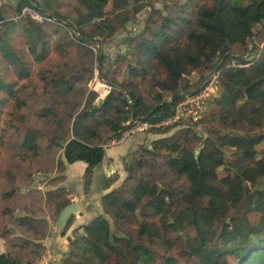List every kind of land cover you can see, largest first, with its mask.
Masks as SVG:
<instances>
[{
  "label": "rangeland",
  "instance_id": "obj_1",
  "mask_svg": "<svg viewBox=\"0 0 264 264\" xmlns=\"http://www.w3.org/2000/svg\"><path fill=\"white\" fill-rule=\"evenodd\" d=\"M11 2V5L1 4V8H4L2 14L8 23L3 27L0 24V78L10 85L9 91L0 90V235L10 228L18 236L20 232L31 234L25 225L20 226V223L13 222L12 216H19L20 210L31 211L33 215L50 214L53 217L52 222L56 221L59 214L56 205L50 203L42 208V202H54L52 196L46 193L49 190L41 193L37 187L52 186L54 181L60 178L59 171L63 170V166L58 162L63 158L62 146L69 137L79 135L89 143H100L103 148L122 145L133 139L136 142L130 146L123 160L125 175L128 173L126 167H131L133 176L124 183V189L129 190L138 179H147L150 184H156L158 192L164 193L166 205L161 211L155 212L149 203L154 198L150 197L136 206L134 214L126 221H118L104 211L96 213L89 221L97 215H102L108 219L110 231L115 236L143 242L151 248L152 259L149 262L137 260V264H194L186 253V239L188 236H194V228L174 230L168 226L173 222L175 215L187 205L182 200L183 191L188 185L187 179L163 166L168 154L167 148L160 147L157 153L149 152L147 148H153L154 139L165 136L170 137L171 142H178L184 148L199 152L207 144L217 145L220 135L224 133L253 134L261 138L255 146V159H264V115L261 114L260 118L259 114L258 122H249L241 120L233 113L223 117L221 113L212 112L214 100L220 96L222 90L221 66L239 64L238 56H242L245 64L249 65L264 54L263 22L253 26V34L244 44L231 45L229 52L235 57H216L212 66L205 71H193L181 79L180 85L184 86L188 81L187 89L192 93L205 84L207 75L209 78L214 76L216 80L215 91L205 100L204 110L199 118L175 121L167 126L171 127L169 131L161 132L163 134L160 133L156 137L153 135L157 134L154 131L140 134L137 132L131 134L126 141L113 144L111 140L114 137L109 134L110 122L119 121L123 115L121 111L108 109L103 114L86 117L82 115L84 112L90 113L89 111L98 106L101 99L111 91V87L97 78L98 64L104 78L118 83L131 80V83L135 84L136 92L146 103L154 104L157 89L152 88L148 80L149 75L132 76L129 72L130 66H138L130 51L135 48V42L139 41V34L148 36L150 29L155 28L161 21L160 15L173 17L184 7L192 16L198 5L209 3L210 0H147L134 15L131 13V3L127 1L125 5L128 6V19L119 25V18L115 15L117 12L109 1L104 11L110 18L109 22L115 24V28L111 35L103 39L93 36L101 40L99 54L96 42L83 40L81 37L80 29L89 34H95V31L84 8L79 14L74 9L78 6L77 0H53V10L44 5V0H31V5H23L19 12L15 10L18 0ZM54 11L70 17L69 20L80 18L81 22H84L76 27L75 22L70 23L66 18L58 19L52 14ZM28 19L41 24L46 36L37 34V29L29 27ZM35 54L42 55V58L38 61ZM9 57L17 58L14 65L9 62ZM112 92L120 98L121 94L116 88ZM172 95L173 93L165 92L163 99L171 100ZM244 103V98L238 101V104ZM115 104L119 108L129 110L127 114L130 118L121 125H127L136 118L131 116V107L123 106L121 99L115 100ZM27 135L31 136L34 147L23 144ZM140 137L143 138L141 143ZM222 150L225 163L217 167L216 173L219 178L225 175L233 176L237 170L236 165L240 163L235 149L225 146ZM253 160L249 162L252 163ZM112 172L110 169L109 174ZM243 184L246 186V192L236 207L224 210L221 218L213 221L216 231H219L223 220L227 221L231 216L242 214L246 206H250V211L246 214L248 220L251 223L257 222L259 211L253 209L260 192L264 200V178L260 177L255 184L248 181ZM249 194L252 195L250 202L247 201ZM206 204L207 200L204 199L202 205ZM142 220L154 224L158 228L159 237L140 234L138 228ZM41 232V235L45 233V229ZM78 234H84V231ZM78 234L73 229L70 240H74ZM71 249L68 246V251L61 256L58 250L43 254L41 248L38 253L28 254L26 248L21 247L17 249L16 256L23 261L30 259V264L44 257L47 264H51L52 260L55 264H96L89 263L82 255L73 254ZM118 262L120 258L114 253H109L104 264ZM129 262L121 260L122 264H131Z\"/></svg>",
  "mask_w": 264,
  "mask_h": 264
},
{
  "label": "trees",
  "instance_id": "obj_2",
  "mask_svg": "<svg viewBox=\"0 0 264 264\" xmlns=\"http://www.w3.org/2000/svg\"><path fill=\"white\" fill-rule=\"evenodd\" d=\"M52 1L44 0V5L50 10H53ZM77 1L78 6L74 7L76 12L79 14L84 8L94 25L95 34L86 33L79 28L82 39L90 41L93 36L103 39L113 33L115 24L109 22L110 18L104 11L109 1L113 10L117 12L115 15L119 18V25L128 19V13L126 14L128 6L125 2L131 3L133 10L131 13L134 15L147 0ZM30 2L31 0H18L15 10L19 12L23 5H31ZM52 14L61 20L70 19L55 11ZM160 18L159 24L150 29L148 36L144 33L139 34V41L135 42V48L130 51L138 66H130L129 72L132 76L149 75L148 80L152 88L157 89L154 94V104L146 103L145 99L136 92L135 84L131 83V80L118 83L104 78L101 73L104 80L118 86L125 95L118 90L121 94L118 98L112 92L115 88L111 87V91L101 99L98 106L93 107L90 113L82 114L86 117L103 114L108 109L121 111L123 113L121 119L110 122V137L119 136L127 126L121 125L122 122L130 118L127 114L129 110L119 108L115 100L121 99L123 106H130L131 116L136 118L156 121L173 114L176 102L192 93L187 89L188 81L186 85H180L181 79L193 71H205L212 66L216 57L230 59L235 57L229 52L231 45L244 44L251 38L253 26L261 22L264 24V0H210L209 3L198 5L192 16L187 13L186 8L181 7L173 17L160 15ZM69 21L75 22L76 27L84 22H81L80 18ZM7 23L6 17L3 16V20L0 21L1 27ZM28 23L29 27L37 29V34L46 36L41 24H36L30 19ZM100 39L98 40L101 41ZM31 49L35 52L33 47ZM35 56L38 57V61L42 58V55L35 54ZM13 58L15 57L9 60L12 65L17 60V58L12 60ZM238 59L239 64L221 66L222 90L220 96L214 100L212 112L221 113L223 117L233 113L241 120L258 122L259 114L260 118L261 114L264 115V54L249 65L245 64L242 56H238ZM20 74L22 75V71ZM9 89L10 85L0 78V90L9 91ZM165 92L173 93L171 101L163 99ZM241 98H244L246 103L238 104ZM83 129L85 130L86 127ZM170 129L171 127H167L164 130L151 131L160 134ZM260 140V136L255 137L253 134L224 133L220 135L217 145L207 144L195 155L193 150L182 147L178 142H171L170 137L161 136L152 141L153 148H147L152 153H157L160 147L167 148L168 154L163 166L187 179L188 185L182 194V200L187 205L175 215L173 222L168 226L174 230L194 228V236H188L186 239V253L194 264H264V200L261 192L253 209L259 211L256 223L248 220L246 214L250 211V206H246L242 214L231 216L227 221L223 220L219 231L213 228V221L220 219L224 210L234 208L240 202L246 192L244 181L255 184L260 177L264 178V159H255V146ZM23 144L29 147L35 146L31 136L28 135L25 136ZM225 146L235 149L240 163L236 165L235 175L219 178L216 169L225 163L222 150ZM62 149L63 158L67 163L86 162L84 177L87 191L92 170L104 157L103 146L100 143H89L83 137L75 135L65 141ZM252 159L254 160L250 163L249 160ZM58 163L63 166L61 160ZM126 171L128 173L122 183L100 197L102 211L118 221H126L134 214L136 206L150 197L154 198L149 202L150 207L155 212L161 211L166 205L164 193L158 192L156 184L154 182L150 184L147 179H138L132 189H124V183L133 176L131 167H126ZM63 191L58 187L46 192L54 199L53 203L56 204L58 213L65 205L72 202ZM251 198V194L247 195L248 202ZM204 199L207 200L206 205H202ZM12 219L14 223H20V226L25 225V228L31 232L28 235L39 236L41 230L47 228L44 219L33 218L31 215L12 216ZM80 228L83 229L84 234L75 231L78 235L74 240H69V246L73 254L84 256L89 263L104 264L109 253H114L120 258V262L114 264H122L121 260H129V263L135 264L137 260L149 262L152 259L151 248L143 242L115 236L110 231L108 219L102 215L95 216ZM138 232L159 237L158 228L145 220L140 222ZM20 233L18 236L10 228L5 230V234L0 235L15 247L14 250L0 253V264H22V259L16 256L17 249L27 248L30 240L27 239L26 233ZM34 245L35 248L41 246L39 243ZM32 251L40 252L35 249Z\"/></svg>",
  "mask_w": 264,
  "mask_h": 264
},
{
  "label": "crops",
  "instance_id": "obj_3",
  "mask_svg": "<svg viewBox=\"0 0 264 264\" xmlns=\"http://www.w3.org/2000/svg\"><path fill=\"white\" fill-rule=\"evenodd\" d=\"M2 3H6L8 5L13 3L11 0H0V14L3 16L2 13L4 8H1ZM153 135L156 137L158 134L153 133ZM142 140L143 138H141L139 142L141 143ZM135 142L136 141L132 139L131 141H127L122 145L120 144L118 146L104 148V157L100 164L93 168L87 191L85 190L84 177V171L87 165L86 162L75 161L72 163H67L64 158H61L63 170L59 171V175L62 177H60L57 181L55 180L52 186H38L37 188L40 189L41 193L47 190H54L58 187L62 188L66 197L70 198L72 201H76L77 209L75 212H73V216L72 214L70 215V217H72L68 218L67 221L69 222H66L67 224H65L62 228H58L57 219L54 223L52 222L51 219L53 217H51L50 214L33 215L31 211L20 210L21 213H19V215L27 214L31 215L33 218H42L47 224L44 234L39 236L27 235L30 243L25 250L26 253L32 254V250L35 249L38 251L40 247L43 249V254H48L50 252H54V250H58L59 253L57 251L56 252L63 256L68 251L69 240L71 239L70 236L72 235L73 229H75V231L78 233L83 232V229L80 228V226L88 222L96 213H102L100 197L106 192L117 187L126 176L123 169V160L129 151L130 146ZM110 169L113 171L111 174H109ZM42 203V208L50 203L56 205L53 202ZM34 243H39L41 246L35 248ZM14 249L15 247H12L7 239L0 237V253ZM46 261L47 260L44 257L40 261H33L34 263L32 264H47L45 263ZM30 262H32L30 259L27 261L22 260V264H30ZM51 262V264H55L54 260Z\"/></svg>",
  "mask_w": 264,
  "mask_h": 264
},
{
  "label": "built area",
  "instance_id": "obj_4",
  "mask_svg": "<svg viewBox=\"0 0 264 264\" xmlns=\"http://www.w3.org/2000/svg\"><path fill=\"white\" fill-rule=\"evenodd\" d=\"M216 80L214 76L208 78L205 84L196 92L187 94L179 99L175 106L173 114L156 121L146 120L137 117L127 123L119 136L113 138L111 142L118 144L124 142L133 133H143L153 129H162L171 125L173 122L183 119L196 120L204 110V104L207 97L215 91Z\"/></svg>",
  "mask_w": 264,
  "mask_h": 264
},
{
  "label": "water",
  "instance_id": "obj_5",
  "mask_svg": "<svg viewBox=\"0 0 264 264\" xmlns=\"http://www.w3.org/2000/svg\"><path fill=\"white\" fill-rule=\"evenodd\" d=\"M2 20H3V16L0 14V21H2ZM90 41H93V42H96L97 43V49H98V54H99L100 51H101L100 41L98 39H94V38L93 39H90ZM99 62H100V58H99V55H98L97 56V63H99ZM97 78H98V80L101 83H103V84H105V85H107L109 87H114L117 90H119L120 92H122V94H125L124 91L122 89H120L118 86H116L115 84H112L111 82H109L107 80H104L101 77V68H100V65L99 64L97 66ZM208 78H209V75H207L206 80H208ZM169 101H171V100H169ZM133 103H135V102H133ZM196 154H198V150L195 151V155ZM76 209H77V203H76V201H72L69 204L65 205L60 210V212H59V214L57 216V225H58V228H62L66 224L68 218L70 217V215L73 212L76 211Z\"/></svg>",
  "mask_w": 264,
  "mask_h": 264
}]
</instances>
